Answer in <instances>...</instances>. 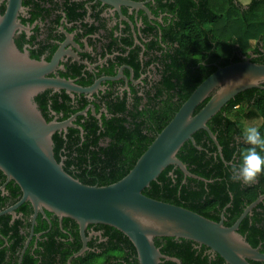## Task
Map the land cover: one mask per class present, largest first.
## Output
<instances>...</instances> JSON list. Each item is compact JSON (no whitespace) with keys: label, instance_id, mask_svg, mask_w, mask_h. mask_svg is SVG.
<instances>
[{"label":"flooded vegetation","instance_id":"obj_1","mask_svg":"<svg viewBox=\"0 0 264 264\" xmlns=\"http://www.w3.org/2000/svg\"><path fill=\"white\" fill-rule=\"evenodd\" d=\"M251 1L209 0L201 5V0H22L18 22L23 29L14 36L17 49L32 60L52 65L48 78L83 91L70 95L64 90L45 91L36 97L46 122L70 121L65 131L55 134L61 142L58 163L76 180L91 179L89 175L95 171L90 167L88 152L82 151L89 138H98L101 148L110 147L114 142L111 133L118 135L123 128L133 131L140 123L142 135L155 139L164 129L157 131L160 122L172 113L161 103L169 93L191 88L212 70L255 60L257 57L249 51H235L236 61L228 57V64L223 66L224 57L219 61L214 59L215 53H208L200 58L196 52L199 45L186 50L184 42L186 26L192 24L202 31L199 40L208 43L211 51L216 49L215 39L209 35L213 21L185 20L186 6L193 15L206 5H212L215 11L225 7L243 13ZM5 6L6 2L0 4L2 13ZM177 97L170 101L171 110ZM230 146L249 147L238 137ZM237 153L227 163L223 159L225 166L238 161ZM1 175L0 213H4L20 201L21 192ZM231 201L222 210L216 207L211 211V216L218 219L213 222L222 221L225 227H231L256 200L227 226ZM237 233L264 255V201L246 214ZM154 245L167 259L160 264H226L196 243L158 239ZM81 250L83 253L75 257ZM0 264L139 263L134 247L105 226L90 225L81 231L75 222L35 212L24 202L0 216Z\"/></svg>","mask_w":264,"mask_h":264},{"label":"water","instance_id":"obj_2","mask_svg":"<svg viewBox=\"0 0 264 264\" xmlns=\"http://www.w3.org/2000/svg\"><path fill=\"white\" fill-rule=\"evenodd\" d=\"M21 1L0 0V4L6 2L5 11L0 13V172L21 192L20 201L4 213L28 202L35 212L69 219L81 231L90 225L112 228L134 247L139 264L167 260L154 245L159 238L204 246L226 264L264 263V255L237 233L241 221L264 201V195L231 227H225L222 221L213 222L142 193L168 167L179 170L185 178L204 181L177 158L180 149L189 142L199 151L193 136L203 131L223 161L221 148L207 123L239 94L264 90V65L247 60L218 68L195 88L126 176L105 187L87 186L67 174L54 157L52 138L65 131L70 121L46 122L35 102L45 91L64 90L69 95L83 91L48 78L52 65L32 60L17 49L14 36L23 29L18 22Z\"/></svg>","mask_w":264,"mask_h":264},{"label":"trees","instance_id":"obj_3","mask_svg":"<svg viewBox=\"0 0 264 264\" xmlns=\"http://www.w3.org/2000/svg\"><path fill=\"white\" fill-rule=\"evenodd\" d=\"M207 1L209 0H201V5L206 4ZM0 13L2 14L1 8ZM188 17L191 20L201 18L213 21V29L209 35L215 39L216 49L211 51L208 43L199 40L202 37V31L192 24L190 26L186 24V29H188L184 40L186 50L190 46L199 45L196 52L198 51L197 54L200 58L202 55L205 57L208 53H215V60L220 61L222 57L225 58L222 63L223 66L228 64V57H231L233 63L236 61L235 51H241L242 53L249 51L257 57L252 61L254 64L264 65V0H252L248 10L243 13H239L235 9H225V7L215 11L212 9V5L211 8L206 5L205 9L202 7V11H198L193 15L186 6L183 18L186 20ZM229 40H231L230 43ZM189 56L193 59L191 51ZM213 72L214 70L202 76L199 82L195 83L191 88L185 87V90L183 89L178 93H169L166 101L161 103L164 108H168L172 113L170 117L166 118L165 122H160V128L157 131H161L170 122L195 88ZM173 97H177L175 101L177 104L173 108L174 110H171L170 101L173 100ZM203 105L197 108L195 113ZM151 116L152 120H154L155 117L153 116H155V113H152ZM239 118L246 120L260 118L261 124L258 129L264 135V90L253 89L239 94L207 123V127L216 137L222 149V156L226 163L231 160L232 155L236 151H239L236 155L240 156V153L247 148L230 146L231 141L235 137L240 138L242 127L240 121H238ZM140 126V123L135 124L133 131H122L123 128L118 135L111 133V139L114 142L110 147L106 148L99 146L98 138H89L84 144L82 151L88 152L89 164L92 170L95 171V175L90 174L91 179L79 177L77 178L78 181L87 186L105 187L118 182L126 176L138 158L154 140V138L146 139L142 135ZM193 138L196 145L203 150L198 151L191 143L186 142L180 149L177 158L187 167L191 174L203 179L205 182L185 178L179 170L173 171L172 167H168L161 173L157 181L151 183L142 193L150 199L187 209L211 221L218 220L211 216V211L216 207L222 210L226 204L230 203L232 198L231 204L233 208L227 210L229 216L226 224L231 226L248 204L254 202L259 196L264 195V175L259 176L257 181L250 185L233 181L230 172L232 166H225L206 133L200 131ZM52 139L55 145L53 150L54 157L58 162L57 154L61 142L56 135ZM57 141L59 142L57 143ZM63 169L69 174L65 168ZM171 172L173 177L169 175ZM207 181L212 183H206ZM106 228L118 234L124 242L131 244L118 231L109 227ZM159 239H165L169 242L173 240L170 238ZM157 240H154L156 245ZM251 245L253 244L251 243Z\"/></svg>","mask_w":264,"mask_h":264},{"label":"clouds","instance_id":"obj_4","mask_svg":"<svg viewBox=\"0 0 264 264\" xmlns=\"http://www.w3.org/2000/svg\"><path fill=\"white\" fill-rule=\"evenodd\" d=\"M240 139L248 145L240 153L238 161L231 167L233 181L250 185L264 175V135L255 126L244 127L240 132Z\"/></svg>","mask_w":264,"mask_h":264},{"label":"rangeland","instance_id":"obj_5","mask_svg":"<svg viewBox=\"0 0 264 264\" xmlns=\"http://www.w3.org/2000/svg\"><path fill=\"white\" fill-rule=\"evenodd\" d=\"M248 1L249 0H242L243 3H246ZM238 121H240L242 129L244 127H247V126H255V127H258L260 125V123H261L260 118H256L254 120L253 119L252 120H246L244 118L243 119L239 118Z\"/></svg>","mask_w":264,"mask_h":264}]
</instances>
